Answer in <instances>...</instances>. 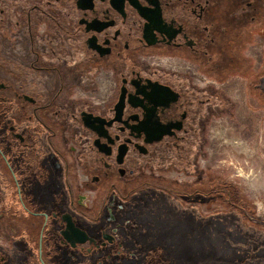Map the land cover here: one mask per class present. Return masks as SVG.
I'll use <instances>...</instances> for the list:
<instances>
[{"label": "flooded vegetation", "instance_id": "af4514ba", "mask_svg": "<svg viewBox=\"0 0 264 264\" xmlns=\"http://www.w3.org/2000/svg\"><path fill=\"white\" fill-rule=\"evenodd\" d=\"M250 109L264 0H0V264H173L137 217L160 193L208 217L211 244L230 227L233 264L254 226L264 259V220L206 170Z\"/></svg>", "mask_w": 264, "mask_h": 264}, {"label": "rangeland", "instance_id": "374dc122", "mask_svg": "<svg viewBox=\"0 0 264 264\" xmlns=\"http://www.w3.org/2000/svg\"><path fill=\"white\" fill-rule=\"evenodd\" d=\"M252 104L254 105L255 102L253 101ZM240 115L248 117L246 118L247 136L239 135L231 129L222 132L226 141L220 140L216 144L211 167L206 170L218 173L221 182L227 183L226 186H231L237 193V202L240 201L241 204L237 208L236 218L246 222L264 220V114L259 110L250 109L245 113L241 111ZM162 174L169 175L167 170ZM149 183V179L145 178L142 186L146 188L150 186ZM161 184L164 186V183ZM161 184L154 186L159 187ZM145 204L146 202L143 203ZM130 213L135 214V211ZM222 216L227 217L228 214L224 213ZM137 217L142 222L150 224L152 228L148 232L150 237L160 236L159 232L157 234L152 232L154 229H158L164 237L170 236L165 238L170 241L163 244L162 256H169L173 264H212L213 262L216 264L217 261L214 260L218 259V264H233L234 259L230 251L234 247L235 240L231 237L230 227H218L222 239L214 243L215 245L211 244L205 240L211 228L207 225L208 217L201 219L198 210L185 211L180 199L176 200L170 195L160 193L158 200L145 205L138 212ZM240 224L243 226L237 242H241L238 244L243 254L237 255L236 264H259L264 259H261L250 247L252 244L247 242L255 232L246 230L254 226L250 228L248 224L243 222ZM253 224H256L258 229H264L263 222L250 223Z\"/></svg>", "mask_w": 264, "mask_h": 264}]
</instances>
